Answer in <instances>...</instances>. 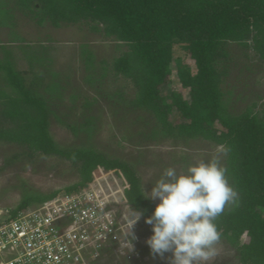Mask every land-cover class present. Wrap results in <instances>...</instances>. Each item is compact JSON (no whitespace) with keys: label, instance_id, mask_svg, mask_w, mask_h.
<instances>
[{"label":"trees","instance_id":"1","mask_svg":"<svg viewBox=\"0 0 264 264\" xmlns=\"http://www.w3.org/2000/svg\"><path fill=\"white\" fill-rule=\"evenodd\" d=\"M0 0V23L12 9ZM37 25L87 23L94 32H101L125 44L126 49L106 65L102 61L99 75L109 70L128 80L134 95L117 100L130 109L147 112L153 125L152 138H201L229 151L224 157L227 179L238 193V203L226 206L216 224L221 239L231 247L239 264H264V112L248 106L233 112L227 106L222 84L227 75L225 61L228 44L251 49L264 62V0H11ZM5 5V6H4ZM10 8V9H9ZM3 19V20H2ZM21 40V39H19ZM24 47H30L24 43ZM30 49V48H29ZM28 49V50H29ZM0 73L5 87H0V141L20 145V155L33 158L36 154L57 155L68 160L78 173V180L60 189L40 192L25 188L13 208L40 203L59 191L86 188L105 176L115 177L122 186L118 202L142 213L145 219L155 205L141 188L135 170L126 162L110 157L91 146L62 148L48 131L52 99L59 92L57 73L50 71L48 83H43L42 71L29 84L11 59V51L3 48ZM27 51V50H26ZM183 52L193 63L194 71L184 62ZM85 81L93 84V53L82 47ZM30 66L45 67L49 62L43 46L26 55ZM176 77L188 93L170 92L169 99L160 87L170 82V63ZM172 107L181 120L170 119ZM91 118L79 128L90 132ZM75 131L73 125H67ZM135 212V211H134ZM242 235L245 239L242 240Z\"/></svg>","mask_w":264,"mask_h":264},{"label":"rangeland","instance_id":"2","mask_svg":"<svg viewBox=\"0 0 264 264\" xmlns=\"http://www.w3.org/2000/svg\"><path fill=\"white\" fill-rule=\"evenodd\" d=\"M5 2L6 6L12 8L8 10L12 15L9 14L2 19L4 23H0V59L4 55L3 48L9 49L13 64L22 72L26 84L39 71H42L44 84L50 80L51 70L57 73L59 92L50 105L52 112L48 131L58 146H91L107 156L126 161L139 177L143 193L150 191L152 182L160 177L165 167L183 171L189 164L213 156H219L224 164L225 154L220 152L221 146L211 141L201 138H152L148 134L154 124L151 116L141 109L127 108L117 100L116 93L122 94L125 99L134 95L131 83L120 75H113L109 67L103 77L99 78V75L103 72L102 61L107 65L126 49L124 43L101 32L91 31L85 22L63 23L59 27L47 22L37 25L12 7L11 0ZM24 43L30 47H24ZM41 46L49 62L45 67L39 64L30 66L26 55L40 50ZM82 47L89 49L94 56L93 73L97 80L93 84L85 81L87 70L84 68ZM228 51L229 57L225 61L227 75L222 84L227 106L233 112H240L254 104L255 111L264 112V62L251 49H244L235 43L228 44ZM179 55L194 71V65L187 56L183 52ZM170 71V82L160 87V93L169 99L170 92H179L184 99H188L187 90L178 82L172 62ZM1 86L5 87L0 73ZM87 118L92 120L90 132L79 128ZM181 118L180 113L172 107L170 119L175 122ZM67 125L75 126L76 130H71ZM21 151L22 147L16 143L0 141L1 207L14 208L25 188L48 192L61 190L78 180L76 168L57 155L36 154L30 159L20 155L6 163V159ZM100 183L113 197L119 196L121 185L118 179L106 176ZM127 210L130 217L135 216V212ZM136 223L140 234L139 241L134 245L137 257L128 256L124 250H115L103 263L171 264V253L161 257L150 252L145 241L151 234V226L142 218ZM241 239L244 240L245 235ZM215 248L213 256L196 264H239L234 250L224 241L220 240Z\"/></svg>","mask_w":264,"mask_h":264},{"label":"built area","instance_id":"3","mask_svg":"<svg viewBox=\"0 0 264 264\" xmlns=\"http://www.w3.org/2000/svg\"><path fill=\"white\" fill-rule=\"evenodd\" d=\"M101 179L16 211L0 206V264H104L115 250L136 258L140 234L135 223L128 235L122 186L113 197Z\"/></svg>","mask_w":264,"mask_h":264},{"label":"clouds","instance_id":"4","mask_svg":"<svg viewBox=\"0 0 264 264\" xmlns=\"http://www.w3.org/2000/svg\"><path fill=\"white\" fill-rule=\"evenodd\" d=\"M229 151L221 147L220 152ZM145 196L157 201L145 222L151 226L146 237L150 252L163 257L171 253V264H196L207 260L216 252L221 239L216 224L217 217L226 206L238 203V193L227 179V168L219 156L200 159L183 171L168 166ZM130 218L128 235L142 213L134 210Z\"/></svg>","mask_w":264,"mask_h":264}]
</instances>
